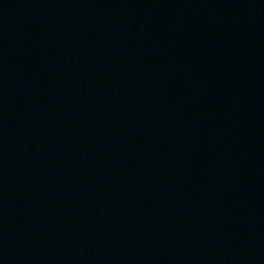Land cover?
<instances>
[{
	"label": "water",
	"instance_id": "water-1",
	"mask_svg": "<svg viewBox=\"0 0 264 264\" xmlns=\"http://www.w3.org/2000/svg\"><path fill=\"white\" fill-rule=\"evenodd\" d=\"M0 264H264V0H0Z\"/></svg>",
	"mask_w": 264,
	"mask_h": 264
}]
</instances>
